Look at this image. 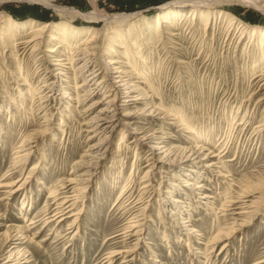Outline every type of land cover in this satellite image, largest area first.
<instances>
[{
  "label": "rangeland",
  "instance_id": "1",
  "mask_svg": "<svg viewBox=\"0 0 264 264\" xmlns=\"http://www.w3.org/2000/svg\"><path fill=\"white\" fill-rule=\"evenodd\" d=\"M63 1L127 19L0 0V264L264 260V0H206L170 23L188 0ZM94 30L91 79L78 47ZM118 70L119 125L99 86Z\"/></svg>",
  "mask_w": 264,
  "mask_h": 264
},
{
  "label": "bare ground",
  "instance_id": "2",
  "mask_svg": "<svg viewBox=\"0 0 264 264\" xmlns=\"http://www.w3.org/2000/svg\"><path fill=\"white\" fill-rule=\"evenodd\" d=\"M32 1H36V2H41V3H44L48 6H52L54 7L59 13L61 16H65V17H68L69 18H76L78 17L79 15L81 16H84L85 18H90V19H101V18H105V20H107L108 23H112V22H117V23H123L126 19H127V15H121V14H116L115 16H113L112 18L110 16L112 15H105L104 13H101V14H98V13H87V14H82L80 13L78 10H76L75 8H72V7H68V6H61L60 4L56 3L57 0H32ZM65 1V0H64ZM61 2V3H64ZM206 0H203V1H200V0H188V4L187 5H192L193 10L192 11H189L187 13H184V12H180L178 9H172V10H168L167 12H164L163 13V17H161V21L164 22V23H170L173 19V18H176V17H179V16H183V15H188L190 17H193L194 19L196 18V15L199 16V14L201 13V11H198L197 7L202 8L204 7L203 3H205ZM196 7V8H195ZM207 7V6H206ZM208 8V7H207ZM100 13V12H99ZM162 13L159 14V17ZM208 15H210L209 13H207ZM184 16V17H185ZM86 18V19H87ZM183 18V17H182ZM160 21V20H159ZM209 21V16L207 18V23ZM67 22V21H66ZM30 25L32 26V24L34 23L33 21L29 22ZM68 23V22H67ZM66 23V24H67ZM206 23V24H207ZM230 25V24H229ZM232 25V24H231ZM230 25V26H231ZM49 26L48 23H42L40 25H37L35 29H33L34 31H32V38L31 39H28L26 41H24V43H28V46L31 45V43H34L32 45L33 47V51L35 49V47H37V45L40 43L39 42V39L42 37L41 35L45 33L47 29V27ZM35 27V26H32V28ZM73 28V27H72ZM71 27H69L68 25H65L64 28L62 29H59V30H56L58 31L57 32V35H63V36H68V35H79L78 31L77 30H72ZM230 28V27H229ZM239 29V28H238ZM228 30V29H227ZM241 30V29H240ZM243 31H245V28H243ZM88 33V32H87ZM101 32L97 31V30H94L92 31V34L87 36L85 38V40L83 41V46L82 47H78L79 48V54L82 55L81 57H79L78 59L79 60H83L84 63L83 65L81 66V70H85V69H90L89 67H91L92 65H90L91 63L93 64V69L91 70V73H90V77L91 76H94L93 78L91 79H96L99 74L101 73V67L99 69H96V67H94L95 65L99 66L100 63L98 62L97 60V56L101 55V44L99 43V39L101 37ZM54 36H52L51 38H53ZM54 39V38H53ZM260 39L264 42V32H261V36H260ZM41 40V39H40ZM117 46H121V47H124L126 49L125 46L121 45V44H117ZM48 49V48H46ZM73 52V51H72ZM72 55V54H71ZM74 55V54H73ZM72 55V56H73ZM104 56V55H103ZM138 57V56H137ZM136 57V58H137ZM93 58V59H92ZM77 59V60H78ZM99 59V58H98ZM73 61H74V58H73ZM56 63V62H55ZM54 63V64H55ZM62 63V62H61ZM104 65V63H103ZM110 65H114L113 62L110 63ZM102 66V65H101ZM106 66V65H105ZM106 68H110V67H106ZM111 69H113L111 67ZM101 70V71H100ZM108 71V70H107ZM262 72L259 73V75L257 76V78H260L259 81H262L264 79V70H261ZM117 73H121L118 74L117 76H114V77H111L112 80L110 82V78L109 80H107V78L105 79H102L100 82H99V86H101V88H106V89H109L106 94H104V99H107L109 98L108 100V104H107V107L104 108L103 111L101 112H105V111H111L113 112L111 115H113V117H117L116 119V124H118V122L120 121V116L118 115V110H119V102L122 101V98L124 97L123 95L127 92H125V89L126 88H129L130 87V84L127 82L126 78L123 77L122 72L121 70L119 71H116ZM109 75V74H108ZM109 81V82H108ZM111 83V84H110ZM129 84V85H128ZM45 85H43L44 87ZM126 87V88H125ZM42 88V87H41ZM133 91V90H132ZM109 92V93H108ZM108 93V94H107ZM110 97H113L110 99ZM263 99V98H262ZM120 113V112H119ZM104 118H101V115H97L95 117V122H96V127L97 129L100 128L101 124L100 122L103 120ZM114 119V120H115ZM94 123V122H93ZM124 123V122H123ZM125 125V124H124ZM93 127V126H92ZM132 133H136V132H132ZM105 142V141H103ZM102 142V143H103ZM102 145V144H101ZM101 147V146H99ZM105 149V148H104ZM158 149V148H157ZM147 186V185H146ZM70 190V189H69ZM68 190V191H69ZM66 192V191H65ZM78 196V195H77ZM70 197V196H69ZM71 199V198H70ZM71 200H66L64 201L62 204L64 205H61L60 207H57L59 210V212L57 213L58 214V218L59 217H62L64 215H66L68 218V216L70 215H67L66 213H70L71 211H73V209L69 210V208L71 207H74L75 204L71 203L68 207H65V205L67 203H69ZM77 202V201H76ZM255 202V201H254ZM66 212V213H64ZM255 213V212H254ZM254 215V214H253ZM63 220V218L61 219V221ZM133 226V225H132ZM139 226V225H138ZM134 227V226H133ZM120 253V252H119ZM17 263H20L17 262ZM254 264H264V260L263 259H259L257 260Z\"/></svg>",
  "mask_w": 264,
  "mask_h": 264
}]
</instances>
